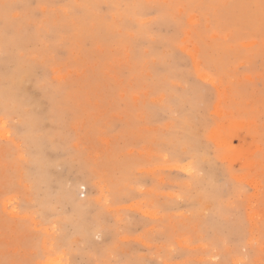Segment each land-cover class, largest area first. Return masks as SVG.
<instances>
[{
  "label": "rangeland",
  "instance_id": "rangeland-1",
  "mask_svg": "<svg viewBox=\"0 0 264 264\" xmlns=\"http://www.w3.org/2000/svg\"><path fill=\"white\" fill-rule=\"evenodd\" d=\"M0 264H264V0H0Z\"/></svg>",
  "mask_w": 264,
  "mask_h": 264
}]
</instances>
